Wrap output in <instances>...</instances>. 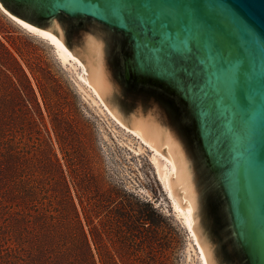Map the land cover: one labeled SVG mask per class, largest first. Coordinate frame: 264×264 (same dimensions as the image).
<instances>
[{"label":"water","instance_id":"water-1","mask_svg":"<svg viewBox=\"0 0 264 264\" xmlns=\"http://www.w3.org/2000/svg\"><path fill=\"white\" fill-rule=\"evenodd\" d=\"M0 5L60 43L109 112L171 162L152 156L206 264H264V0Z\"/></svg>","mask_w":264,"mask_h":264},{"label":"rangeland","instance_id":"rangeland-1","mask_svg":"<svg viewBox=\"0 0 264 264\" xmlns=\"http://www.w3.org/2000/svg\"><path fill=\"white\" fill-rule=\"evenodd\" d=\"M0 43V60L10 68L4 71L12 77L8 86L0 73V110L11 114L8 104L28 105L27 131L40 138L39 149L29 145L36 153L33 161L56 172L57 192L63 191L58 181H63L60 167L67 180L71 179L69 167L76 169L79 186L74 188L69 182L71 194L87 232L93 225H87L79 198L89 197L96 225L92 230L103 252L108 251V260L118 264H199L159 181L151 152L106 113L80 79L78 68L62 63L47 41L18 26L2 9ZM6 53L18 61L29 86H24L20 69L8 61ZM0 69L4 68L0 65ZM13 115L20 118L19 112ZM49 153L56 154L57 164L50 162ZM101 193L105 201L99 202ZM89 243L91 253L83 244L77 245L75 264H89L91 255L97 264H103L91 236Z\"/></svg>","mask_w":264,"mask_h":264},{"label":"trees","instance_id":"trees-1","mask_svg":"<svg viewBox=\"0 0 264 264\" xmlns=\"http://www.w3.org/2000/svg\"><path fill=\"white\" fill-rule=\"evenodd\" d=\"M7 55L8 61L20 69L24 86H29L18 61ZM0 65L4 68L0 73L9 86L12 84V77L7 73L10 68L1 60ZM7 106L12 107L11 114L8 110H0V264H75L73 256L78 244L86 246L91 253L90 236L98 247L103 264H118L108 260V251L103 252L96 240L92 230L96 225L90 214L92 204L86 195L79 199L87 225H93L88 232L80 218L69 184L71 182L74 188L79 186L76 169L69 167L71 179L67 180L60 167L63 181H58L63 191L57 192L54 186L56 172H50L33 161L36 153L29 145L39 149L40 138L27 131L28 105L18 102ZM18 112L19 119L13 115ZM47 157L51 163L59 162L54 153ZM102 196L101 193L103 199L99 197V202L105 201ZM91 257L89 264H97L93 255Z\"/></svg>","mask_w":264,"mask_h":264},{"label":"bare ground","instance_id":"bare-ground-1","mask_svg":"<svg viewBox=\"0 0 264 264\" xmlns=\"http://www.w3.org/2000/svg\"><path fill=\"white\" fill-rule=\"evenodd\" d=\"M0 9H2V11L12 20L14 21V23H16L18 26H20L21 28L25 29L26 31H28L29 33L36 35L40 38H42L43 40L47 41L49 43V45H51L57 56L59 57V59L61 60L62 63L67 64V63H71L74 64L79 72V76L80 79L83 80L84 84L87 86V88L90 90V92L94 95V97L96 98V100L101 104V106L103 107V109L106 111V113L112 118L114 119L119 126L123 127L125 130H127L129 133L133 134L136 138H138L141 142V144H143V146H145L147 149H149V151L151 152V160L156 168L158 177H159V181L161 182L164 191L167 195V197L170 200L171 203V207L175 213V215L180 219L182 225L185 227L186 231H187V235L190 239V245L192 246L193 250L195 251L197 257H198V261L199 264H206L205 262V258L200 250V247L198 245V242L196 240V237L194 235V232L192 230V227L190 225V222L188 220V212L184 211L179 204L173 199L170 191L165 187V184L163 182V180L161 179L158 170H157V166L154 162V159L152 156L159 158L161 161H163V163L166 165L167 169L170 171L172 169V164L171 162L164 157L162 154H160L158 151H156L154 148H152L150 145H148L141 137H139L138 135L134 134L133 132H131L130 130H128L127 128H125L110 112L109 110L106 108V106L103 104V102L100 100V98L98 97L97 93L95 92L94 88L89 85L82 77L83 73H84V67L81 65V63L72 55H70L65 49L64 47L58 43L51 35H49L46 32H43L33 26H31L30 24H27L25 22H22L20 20H18L17 18H15L14 16H12L10 13H8L1 5H0ZM79 79V80H80ZM146 150V149H145ZM144 151V150H143Z\"/></svg>","mask_w":264,"mask_h":264},{"label":"flooded vegetation","instance_id":"flooded-vegetation-1","mask_svg":"<svg viewBox=\"0 0 264 264\" xmlns=\"http://www.w3.org/2000/svg\"><path fill=\"white\" fill-rule=\"evenodd\" d=\"M79 23H81V22H79ZM81 25V24H80Z\"/></svg>","mask_w":264,"mask_h":264}]
</instances>
